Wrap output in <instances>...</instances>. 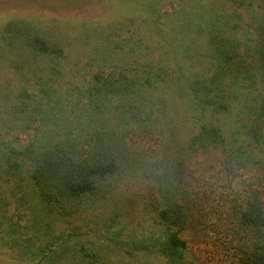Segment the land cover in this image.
I'll list each match as a JSON object with an SVG mask.
<instances>
[{"label":"rangeland","instance_id":"374dc122","mask_svg":"<svg viewBox=\"0 0 264 264\" xmlns=\"http://www.w3.org/2000/svg\"><path fill=\"white\" fill-rule=\"evenodd\" d=\"M262 46L264 0H0V264H170L133 242L161 234L185 193L188 260L237 264L225 200L264 204ZM223 65L239 101L208 123L237 155L195 138L193 84ZM57 146L117 169L46 206L36 155Z\"/></svg>","mask_w":264,"mask_h":264},{"label":"trees","instance_id":"16d2710c","mask_svg":"<svg viewBox=\"0 0 264 264\" xmlns=\"http://www.w3.org/2000/svg\"><path fill=\"white\" fill-rule=\"evenodd\" d=\"M262 47L263 49L260 52L264 70V46ZM217 51L218 57L216 60L222 63V59L226 55L223 54L222 58L220 56L221 50L218 49ZM217 70L218 72L212 75V78L202 77L193 84L192 109H194L196 122L199 123L197 128L198 135L195 138L201 141L212 138L216 143L222 144L225 151L237 155L236 151H239V148H236L233 143L226 141L221 128L208 123L210 117L228 113L233 104L239 101L237 95L231 94V91L222 85L223 76L226 75L224 65L222 68L218 67ZM258 127L264 130L261 126ZM254 128L255 126L249 130V133L256 143H260L261 136L255 131L253 132ZM63 152L65 154L68 153L57 146L53 150H45L41 154L36 155L38 167L34 170L32 177L41 193L44 204L46 206L54 205V207L59 205L62 209L65 206L64 203H61V199L64 196L78 199L88 193H95L97 191L95 182L106 180L117 169V163L112 161L103 162L102 160H97L94 163L75 164L69 162L67 164L68 162L61 157ZM235 159L238 158L235 157ZM9 160L11 162L14 161L12 158ZM238 162L242 163L241 160ZM257 180L256 177L251 178L245 189L252 190ZM183 195L186 197L183 198L185 200L184 203L179 202V204L168 206L163 212L162 226L164 229L162 233L154 235L155 237H145L141 243L134 241L133 245L136 249L159 254L170 264H194L187 258L188 242L181 234L186 231V227L191 221L190 216L193 217L195 215L196 207L186 201L191 200L189 194L185 193ZM225 202L230 205L235 215L233 223L228 227L227 236L228 243L231 244V250L233 251L232 255L237 260V264H264V252L262 251L264 204L259 198H252L247 202L246 206L239 204V200L231 202L229 198ZM121 238V235H117L115 240L123 241Z\"/></svg>","mask_w":264,"mask_h":264}]
</instances>
